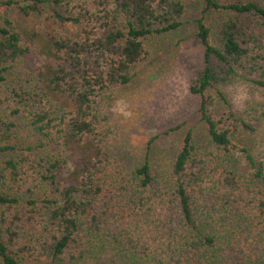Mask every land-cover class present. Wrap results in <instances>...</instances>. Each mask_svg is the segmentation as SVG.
<instances>
[{"label":"trees","instance_id":"1","mask_svg":"<svg viewBox=\"0 0 264 264\" xmlns=\"http://www.w3.org/2000/svg\"><path fill=\"white\" fill-rule=\"evenodd\" d=\"M16 1L0 0V83L15 65H30L31 51L47 60L0 98V181L29 172L38 178L22 192H0V264L75 263L103 243L130 251L148 237V219L159 220L169 237L157 264H264V165L234 142L236 114L217 113L229 85L264 88V0H202L218 19L196 21L202 64L189 91L208 145H198L193 124L166 170L147 151L117 179L101 166L92 97L130 81L145 56L144 38L177 30L183 3L93 0L94 10L85 2L68 15L70 0ZM15 3L22 18L48 3L55 21L89 29L80 40L23 30L6 13Z\"/></svg>","mask_w":264,"mask_h":264},{"label":"rangeland","instance_id":"2","mask_svg":"<svg viewBox=\"0 0 264 264\" xmlns=\"http://www.w3.org/2000/svg\"><path fill=\"white\" fill-rule=\"evenodd\" d=\"M180 1L184 5L182 25L169 33L146 36L144 59L131 69L130 81L95 90L92 97L99 118L98 133L103 150L101 166H106V173L112 179L139 165L147 151L150 162L166 170L175 147L193 124L198 145H208L205 129L197 123L198 98L190 93L189 83L202 64V48L195 38L196 21L203 17L208 24H214L218 13L204 10L202 0ZM85 2L91 10L95 9L93 0H70L65 13L77 14ZM18 4L8 6L6 13L23 30L42 33L50 30L58 36L80 40L84 37V28L89 29L84 22L55 21L50 17L48 3L42 4L40 14L31 13L22 18ZM46 60L38 52L28 53L26 61L30 62L29 66L20 63L6 73L5 81L0 83V98L5 97L7 87L24 81L25 72L39 68ZM226 95L229 104L221 103L218 115L228 111L236 114L240 127L234 142L247 146L256 160L264 165V88L234 83L226 88ZM182 122L184 124L178 127ZM21 136L22 133L19 138L23 142ZM234 157L240 160L241 170L247 169L241 152L236 151ZM37 183V176L29 172L15 182L1 180L0 192L14 194ZM144 226L150 233L147 238L142 237L136 249L118 250L103 243L82 261H58L56 264H157L169 239L166 227L159 220L152 222L150 219ZM21 262L37 264L28 260Z\"/></svg>","mask_w":264,"mask_h":264}]
</instances>
